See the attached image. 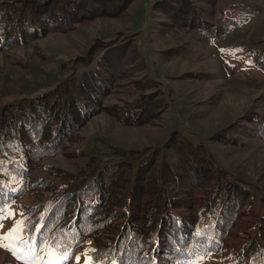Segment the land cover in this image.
<instances>
[{
	"label": "trees",
	"instance_id": "obj_1",
	"mask_svg": "<svg viewBox=\"0 0 264 264\" xmlns=\"http://www.w3.org/2000/svg\"><path fill=\"white\" fill-rule=\"evenodd\" d=\"M103 1L0 3V53L119 17L133 0H117L112 12ZM203 1L155 0L153 11L167 15L190 49L226 41L241 26L239 8L249 18L264 11L257 0L230 8ZM92 47L79 74L0 108L2 251L15 264H264V197L259 203L248 182L222 170L184 130L173 128L148 150L111 146L104 158L79 149L84 125L102 113L137 128L153 126L161 109L162 91L134 37ZM251 55L264 73V48ZM217 72L203 76L216 80ZM129 88L137 92L130 100L109 102ZM238 127L216 144L240 148L249 131L264 141V115L250 113ZM62 157L84 163L69 172L51 162Z\"/></svg>",
	"mask_w": 264,
	"mask_h": 264
},
{
	"label": "rangeland",
	"instance_id": "obj_2",
	"mask_svg": "<svg viewBox=\"0 0 264 264\" xmlns=\"http://www.w3.org/2000/svg\"><path fill=\"white\" fill-rule=\"evenodd\" d=\"M10 1L49 2L0 0V3ZM219 1L224 8L240 3V0ZM103 2L107 11L116 10L117 0ZM203 2L200 0V6ZM154 3L155 0H133L119 17L97 19L73 33L50 36L24 48L0 53V108L23 98L38 97L72 73L79 74L77 62L98 41L134 37V44L142 49L146 72L162 91L156 123L151 127H119L113 118L102 113L84 125L79 149L104 158L111 146L126 152L152 148L160 145L173 128H179L195 143L206 145L222 170L248 182L258 202L263 203L264 141L249 139L251 131L245 137L246 145L240 148V143L230 147L218 145L215 140L230 126L239 128L250 113L264 115V73L255 67L251 55L254 50L264 48V11L249 18L239 8L241 26L226 41L190 49L186 39L174 35L171 26L174 23L168 24L169 19L167 23V15L154 13ZM257 3L263 10L264 0ZM181 48L189 49L192 54L183 57ZM141 67L142 77L146 72L142 73ZM214 71H218L216 80L203 76ZM136 82L143 85L140 78ZM153 90L145 93L153 96ZM136 93L134 88L122 90L109 102L130 100ZM51 162L66 171L77 172L84 159L62 157ZM0 264H15L1 248Z\"/></svg>",
	"mask_w": 264,
	"mask_h": 264
},
{
	"label": "snow or ice",
	"instance_id": "obj_3",
	"mask_svg": "<svg viewBox=\"0 0 264 264\" xmlns=\"http://www.w3.org/2000/svg\"><path fill=\"white\" fill-rule=\"evenodd\" d=\"M20 223H22V222H18V225H19ZM12 231L15 232L16 229L14 228ZM0 246H2V245H0ZM64 258H67V254H64ZM78 259H79V258H78Z\"/></svg>",
	"mask_w": 264,
	"mask_h": 264
}]
</instances>
